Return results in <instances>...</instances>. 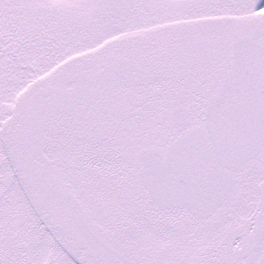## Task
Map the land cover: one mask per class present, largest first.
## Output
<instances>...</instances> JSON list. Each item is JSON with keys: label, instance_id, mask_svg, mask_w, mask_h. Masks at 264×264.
Here are the masks:
<instances>
[{"label": "snow or ice", "instance_id": "6c2138e0", "mask_svg": "<svg viewBox=\"0 0 264 264\" xmlns=\"http://www.w3.org/2000/svg\"><path fill=\"white\" fill-rule=\"evenodd\" d=\"M0 264H264L262 0H0Z\"/></svg>", "mask_w": 264, "mask_h": 264}, {"label": "rangeland", "instance_id": "374dc122", "mask_svg": "<svg viewBox=\"0 0 264 264\" xmlns=\"http://www.w3.org/2000/svg\"><path fill=\"white\" fill-rule=\"evenodd\" d=\"M262 4H264V0H262Z\"/></svg>", "mask_w": 264, "mask_h": 264}]
</instances>
